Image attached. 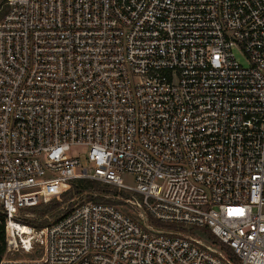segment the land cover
<instances>
[{
	"label": "built area",
	"instance_id": "2783aa9c",
	"mask_svg": "<svg viewBox=\"0 0 264 264\" xmlns=\"http://www.w3.org/2000/svg\"><path fill=\"white\" fill-rule=\"evenodd\" d=\"M5 5L0 264H264V0ZM77 180L139 194L141 214L24 223Z\"/></svg>",
	"mask_w": 264,
	"mask_h": 264
},
{
	"label": "trees",
	"instance_id": "16d2710c",
	"mask_svg": "<svg viewBox=\"0 0 264 264\" xmlns=\"http://www.w3.org/2000/svg\"><path fill=\"white\" fill-rule=\"evenodd\" d=\"M3 2L5 4L6 0H3ZM5 7L6 9L4 12H2V14L0 15V18L4 16L6 12L8 11V7L6 5ZM68 195L71 196V198L78 197V196H84L87 199L86 202H95V203H109L108 201L103 200L104 196H117V195H121L125 197V199H130L132 195H136L140 198V201H142V196H140L139 194L135 192L123 190V189L121 190V189H118L117 187L105 185V184H102L100 182L93 181V180H77L76 182L73 183L70 191L66 192L62 196V198L67 199ZM71 198H69L67 201H69ZM86 202H83V203H86ZM62 203H64V201L63 202L55 201V204L51 205L50 207L43 208L42 210H39L38 209L39 207L31 209L30 211L36 214L38 218L41 220L40 221H24V223L27 225L36 226V227H45L53 223H56L63 215H59V216L52 215L50 216L51 218H45L44 220L42 218L48 215L49 213L57 210L59 207H61ZM69 212H66L65 214H68ZM153 223L156 224L160 228H169V229L174 228L173 225H169V224H163V223H158V222H153ZM204 233L209 240L216 242V239L208 230H204ZM224 250L226 251L227 254L231 255L232 252L230 249L225 248ZM3 252H4V249L2 250L1 248L0 256H2Z\"/></svg>",
	"mask_w": 264,
	"mask_h": 264
},
{
	"label": "rangeland",
	"instance_id": "374dc122",
	"mask_svg": "<svg viewBox=\"0 0 264 264\" xmlns=\"http://www.w3.org/2000/svg\"><path fill=\"white\" fill-rule=\"evenodd\" d=\"M0 15L2 14V12L5 11L6 7L5 4L3 2V0H0ZM238 60L240 62H242L243 64H245L247 62L246 58L244 55L242 54H238L237 55ZM84 152V148L82 147H73L70 154L71 155H77L79 153ZM81 160L85 163L86 162V156L82 155L81 156ZM125 180L128 183H132V178L131 176H125ZM69 198H71V196H67L66 198H60V199H52L50 202H48L47 204H44L42 206H40L38 209L42 210L43 208L46 207H50L51 205L55 204V201L58 202H63L61 207H59L57 210L49 213L48 215H46L45 217H43L42 219L44 220L45 218H51L50 216L54 215V216H59V215H64L66 212H69L70 210H72L74 207L78 206L79 204L86 202V197L84 196H78V197H72L69 201H67ZM105 201H108L109 203L113 204L114 206L118 207L122 212H124L125 214L131 216V217H138L139 214H141V210L134 204L137 202H141L140 198L136 195H132L130 199H125V197L121 196V195H117V196H104ZM67 201V202H65ZM38 217V216H37ZM41 220V219H40ZM26 259H31L33 258L32 254H27L25 256Z\"/></svg>",
	"mask_w": 264,
	"mask_h": 264
},
{
	"label": "bare ground",
	"instance_id": "6f19581e",
	"mask_svg": "<svg viewBox=\"0 0 264 264\" xmlns=\"http://www.w3.org/2000/svg\"><path fill=\"white\" fill-rule=\"evenodd\" d=\"M17 225L18 226H16V227L19 228L20 230H22L23 232H30V228L28 226H24L22 224H17ZM7 257L21 260V259H19L20 258L19 254L16 251H13V250H10L8 252Z\"/></svg>",
	"mask_w": 264,
	"mask_h": 264
}]
</instances>
